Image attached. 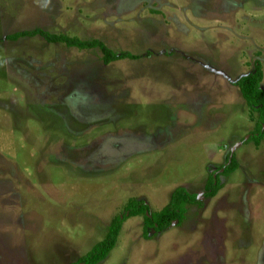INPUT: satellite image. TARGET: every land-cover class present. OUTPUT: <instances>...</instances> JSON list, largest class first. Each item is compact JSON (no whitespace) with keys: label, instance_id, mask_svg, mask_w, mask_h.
Here are the masks:
<instances>
[{"label":"rangeland","instance_id":"374dc122","mask_svg":"<svg viewBox=\"0 0 264 264\" xmlns=\"http://www.w3.org/2000/svg\"><path fill=\"white\" fill-rule=\"evenodd\" d=\"M36 28L138 58L7 39ZM257 59L264 0H0V264H76L178 187L203 206L151 238L127 219L99 264H264V140L232 83Z\"/></svg>","mask_w":264,"mask_h":264},{"label":"trees","instance_id":"16d2710c","mask_svg":"<svg viewBox=\"0 0 264 264\" xmlns=\"http://www.w3.org/2000/svg\"><path fill=\"white\" fill-rule=\"evenodd\" d=\"M40 36L46 42L52 44H64L69 48L79 50L99 49L103 53L105 64H111L122 59H137L138 56L129 52L116 53L100 40H83L76 36L67 34H54L48 31L36 28L30 31H20L8 35L10 41H17L23 38H34ZM260 56V55H259ZM264 79V70L261 60L254 62L251 72L240 76L232 83L237 86L250 110L251 119L255 122L254 131L248 142L254 141L258 146L264 140V88L262 82ZM237 163L234 157H231L228 165H223L219 169L209 174L206 186L205 197L213 198L223 188L222 177L232 174L237 170ZM220 170H222L220 172ZM189 205L202 207V200L195 194H191L184 187L176 188L170 197V200L164 208L158 212H151L149 206L141 200L131 199L124 207L123 213L113 218L108 228L105 238L98 242L87 254L76 261V264H99L106 260L111 251L116 247L119 234L124 222L135 216L144 218V236L151 238L152 232L159 234L167 231L173 224H180L185 215L186 208Z\"/></svg>","mask_w":264,"mask_h":264}]
</instances>
